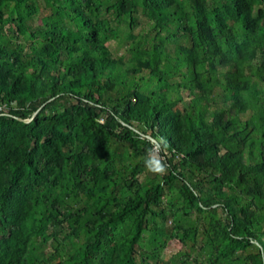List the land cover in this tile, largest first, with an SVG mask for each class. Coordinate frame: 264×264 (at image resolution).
Here are the masks:
<instances>
[{
    "label": "trees",
    "instance_id": "obj_1",
    "mask_svg": "<svg viewBox=\"0 0 264 264\" xmlns=\"http://www.w3.org/2000/svg\"><path fill=\"white\" fill-rule=\"evenodd\" d=\"M2 106L0 264H264V0H0Z\"/></svg>",
    "mask_w": 264,
    "mask_h": 264
},
{
    "label": "rangeland",
    "instance_id": "obj_2",
    "mask_svg": "<svg viewBox=\"0 0 264 264\" xmlns=\"http://www.w3.org/2000/svg\"><path fill=\"white\" fill-rule=\"evenodd\" d=\"M46 15V13H44ZM114 17L111 16V20L113 21ZM113 28L117 29L118 31V36L119 38L117 40H112L109 43H107L109 49L111 50V52L115 55V56H121L123 53L126 52L128 46L125 42H123L121 44V40L123 39V35L125 33L128 32V27L125 23H121L119 25L117 24H112ZM148 33V24L146 23V19L143 16H138V22L137 24L133 27V33L134 34H139V33ZM127 57V54H126ZM138 130H142L143 131V127L139 126ZM154 157L159 158V155H157V152L154 150ZM167 225L169 226L170 223H167ZM149 237L148 235H145L144 238H142L139 242L138 247H143L146 248V246L149 243ZM189 245H191L190 243L186 246H182L179 242L177 241H170L169 244L167 245V247L165 249L162 250V252L160 253L158 259L156 260L158 264H163V263H167V264H172L171 262L173 261L172 258L173 257H177L180 254H182L185 251L190 252L193 256H197V258H199L201 260V256L197 255V247H195L194 249L190 248ZM138 253H142L141 250L138 249ZM140 257H137V263L140 262ZM179 264V263H176Z\"/></svg>",
    "mask_w": 264,
    "mask_h": 264
},
{
    "label": "clouds",
    "instance_id": "obj_3",
    "mask_svg": "<svg viewBox=\"0 0 264 264\" xmlns=\"http://www.w3.org/2000/svg\"><path fill=\"white\" fill-rule=\"evenodd\" d=\"M4 106L0 107V110L3 108ZM146 167L148 168V170L154 174H163V172L165 171V168L163 166V164H161L159 161H156L155 163H151L150 161H146Z\"/></svg>",
    "mask_w": 264,
    "mask_h": 264
},
{
    "label": "water",
    "instance_id": "obj_4",
    "mask_svg": "<svg viewBox=\"0 0 264 264\" xmlns=\"http://www.w3.org/2000/svg\"><path fill=\"white\" fill-rule=\"evenodd\" d=\"M35 114H36V113H35ZM35 114H33L32 117H34ZM30 121H31V119L23 120L24 123H28V122H30Z\"/></svg>",
    "mask_w": 264,
    "mask_h": 264
}]
</instances>
